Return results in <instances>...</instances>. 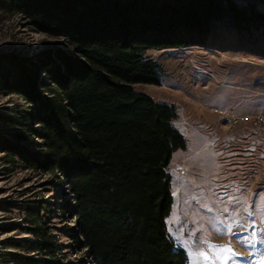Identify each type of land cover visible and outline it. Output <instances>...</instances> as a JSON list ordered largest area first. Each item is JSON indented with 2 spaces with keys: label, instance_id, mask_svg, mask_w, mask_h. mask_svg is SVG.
Wrapping results in <instances>:
<instances>
[{
  "label": "trees",
  "instance_id": "1",
  "mask_svg": "<svg viewBox=\"0 0 264 264\" xmlns=\"http://www.w3.org/2000/svg\"><path fill=\"white\" fill-rule=\"evenodd\" d=\"M0 9L65 36L72 48L0 62L2 89L28 103L3 117L18 129L12 139L0 137L3 151L24 168L66 180L73 202L62 212L77 218L68 235L94 264H188L166 221L173 205L167 167L187 140L172 123L176 107L135 85L161 83L162 65L148 50L203 46L217 24L264 31V9L237 0H0ZM29 214L35 239L11 245L45 256L13 259L71 264L36 224L39 214Z\"/></svg>",
  "mask_w": 264,
  "mask_h": 264
},
{
  "label": "rangeland",
  "instance_id": "2",
  "mask_svg": "<svg viewBox=\"0 0 264 264\" xmlns=\"http://www.w3.org/2000/svg\"><path fill=\"white\" fill-rule=\"evenodd\" d=\"M237 1L264 9V0ZM54 47L72 49L65 36L35 29L22 13L0 9L1 64L25 61ZM146 55L162 65L161 83H138L135 89L174 105L177 117L172 123L187 140V147L175 151L167 167L173 194L166 219L169 233L186 251L190 247L212 254L202 243L208 240L230 245L239 254L238 264H259L264 258L259 242L264 237V130L237 134L219 130L222 117L214 108L243 114L264 111V31L217 24L203 46L151 49ZM41 75L47 77L43 71ZM24 108L28 103L18 94L6 93L0 79V137L5 141L18 129L3 117H16ZM35 141L42 145L40 138ZM68 201L73 202V195L64 178L24 168L0 146V264H19L11 253L45 256L11 245L35 239L29 211L38 213L36 224L62 244L64 253L59 256L64 262L94 264L87 248L80 249L68 235L77 219L62 212ZM253 232L254 248L240 240Z\"/></svg>",
  "mask_w": 264,
  "mask_h": 264
},
{
  "label": "snow or ice",
  "instance_id": "3",
  "mask_svg": "<svg viewBox=\"0 0 264 264\" xmlns=\"http://www.w3.org/2000/svg\"><path fill=\"white\" fill-rule=\"evenodd\" d=\"M227 231H232V225L227 226ZM235 235V233H233ZM240 240L245 245H251L253 248L257 243V237L255 232L250 236H242ZM259 242L264 245V237H261ZM202 243L208 245V248L211 250L212 254L205 251L204 249H199L193 251L190 247L186 251V256L188 258V264H238L237 257L238 253L233 251L230 245H216L212 244L208 240H203ZM259 264H264V258L259 261Z\"/></svg>",
  "mask_w": 264,
  "mask_h": 264
},
{
  "label": "built area",
  "instance_id": "4",
  "mask_svg": "<svg viewBox=\"0 0 264 264\" xmlns=\"http://www.w3.org/2000/svg\"><path fill=\"white\" fill-rule=\"evenodd\" d=\"M221 119L220 125L217 127L219 130L231 131H253L264 130V111H253L252 114H243L240 110L231 111L226 109L214 108ZM237 134V133H236Z\"/></svg>",
  "mask_w": 264,
  "mask_h": 264
}]
</instances>
